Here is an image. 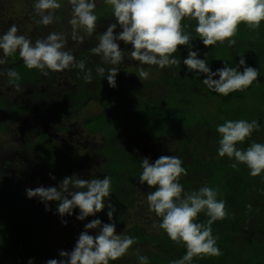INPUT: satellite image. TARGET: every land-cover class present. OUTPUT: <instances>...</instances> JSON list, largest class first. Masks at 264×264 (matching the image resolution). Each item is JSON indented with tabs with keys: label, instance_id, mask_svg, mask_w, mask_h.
<instances>
[{
	"label": "trees",
	"instance_id": "1",
	"mask_svg": "<svg viewBox=\"0 0 264 264\" xmlns=\"http://www.w3.org/2000/svg\"><path fill=\"white\" fill-rule=\"evenodd\" d=\"M62 9H56L54 13L57 10L60 13ZM95 13L97 19L114 18L111 6L102 0L96 5ZM195 24V20L181 21L184 31L191 36L192 50H199L200 58H205L213 70L222 67L223 60L229 66H235L240 56H244L247 66L258 69L257 80L245 90L234 91L228 96L212 92L202 83L204 74L194 76L193 72L187 71L182 61L189 49L178 45L173 55L181 63L165 68L156 66L159 72L153 83L142 85L136 83L135 78L132 81V77H121L117 72L116 86L109 87L106 78L96 75L95 68L103 66L106 75L107 69L113 66L90 51L95 47L90 40L84 47L75 48V58L84 60L85 68L93 70L92 81L86 83L77 68L67 70L75 78H71V87L75 91L72 95L73 112L94 96L101 99L103 109L100 114L84 122L87 129L103 134V143L95 153L102 156L101 161L79 171L71 155L64 150L49 144L33 147L39 153L37 161L40 165L44 163L42 158L52 165L37 170L32 166L33 174L52 169L51 175L55 179L50 178L48 172L36 177L43 179L40 183L45 187L58 186L63 171H67L70 177L76 175L84 180L103 178L104 175L111 178L109 200L115 207L112 220L109 221L106 215L107 207L88 217L122 226L127 235L134 237V243L122 257L110 261V264H138L139 255L147 256L149 264H169L186 251L183 244L173 242L162 229L153 227V222L158 223L160 218L149 211L146 195L156 186L139 183L140 159L148 157L151 163L162 155H173L182 160L186 174L180 176L179 182L185 191L206 184L218 192V199L225 202L226 216L211 225L212 234L218 237L221 254L193 257L191 264H264V171L251 176L244 164L233 167L234 160L226 155L218 156L219 134L216 132V126L225 120L255 119L260 125L259 130H254L237 146L243 149L253 142L264 143V21L257 29L240 23L234 36L236 43L231 47L227 41L217 42L214 46L203 45L194 31ZM128 61L133 59L128 58ZM5 64L19 74V79L11 82L14 85H32L40 75L39 70L28 69L23 64L18 52L6 57ZM52 73L54 78L57 72ZM69 92L66 94L71 96ZM0 107H7L12 114L19 110L5 102H0ZM63 109H57L56 116L64 114ZM121 130L124 137L119 138L117 135ZM141 136L151 140L148 141L150 150L141 148ZM26 204L19 195L5 190L0 184V264H27L29 258H33L34 264H45L47 259H60L59 251H71L75 244V241L57 235L52 237L50 230L58 232L57 223L47 221L42 212L32 210L33 207ZM72 217L76 218V214ZM195 219L204 223L208 217L201 212Z\"/></svg>",
	"mask_w": 264,
	"mask_h": 264
},
{
	"label": "clouds",
	"instance_id": "2",
	"mask_svg": "<svg viewBox=\"0 0 264 264\" xmlns=\"http://www.w3.org/2000/svg\"><path fill=\"white\" fill-rule=\"evenodd\" d=\"M111 6L114 22L108 23L106 29L98 34V40L91 52L101 61L113 67L107 69L97 65V76L107 79L109 87L116 86L118 67L124 59L120 42L130 44L129 55L138 61V77L142 81L149 77L143 65H155L158 68L176 66L181 63L173 53L178 45L188 47V54L183 58V65L194 76L204 74L202 83L217 94L228 96L234 91H243L257 80V68L247 66L244 56H240L235 66L222 61L223 66L213 70L205 58H200L199 50H192L191 36L184 31L182 19L195 20L194 31L205 46H214L227 41L229 47L236 43L234 36L237 26L244 23L251 29H257L264 21V0H103ZM71 6L68 24L71 26L70 39L77 45L83 44L86 36L96 29V0H67ZM59 0H35L33 12L39 16L36 23L50 25L54 20V10L59 9ZM184 27H187L185 25ZM119 28L120 31H114ZM69 37L64 32H49L42 39L34 42L23 34H18L15 24L0 33V65L5 58L18 52L23 64L28 69H37L44 76L49 70L61 72L69 68H77L83 73V80L89 83L93 79V70L85 68L84 60H77L72 49L67 47ZM206 55V53H205ZM204 55V56H205ZM243 69L242 71L240 69ZM4 70L0 69V75ZM9 83L19 79L14 69H7ZM18 89L19 85H15ZM257 120L246 119L225 120L216 126L219 134L217 154L234 160L249 169V175L257 176L264 171V143L253 142L246 148L238 147L250 137L254 130H259ZM142 169L138 176L140 184L156 186L146 195L150 212L159 217L153 227L162 229L168 238L177 244H183L186 251L178 259L169 264H191L193 257L218 256L217 236L212 234L213 222L226 216L225 202L218 199V192L206 184L185 191L179 178L186 174L182 160L177 156H159L153 162L148 157L140 159ZM50 178L55 179L49 174ZM111 178L81 179L76 175L64 177L58 186L43 185L26 188L27 198H38L49 211L50 201L56 204V213L60 217L71 216L78 208L77 220L94 216L107 207L106 215L112 220L115 207L110 197ZM250 207V205H249ZM203 212L208 219L204 223L196 221ZM67 223L66 220L61 221ZM96 230L95 235L88 230ZM134 243V237L116 232L114 223H102L97 217L84 224L71 251L60 250V259L51 258L45 264H110L122 257ZM138 264H149L144 255L137 257ZM27 264H34L33 258Z\"/></svg>",
	"mask_w": 264,
	"mask_h": 264
},
{
	"label": "rangeland",
	"instance_id": "3",
	"mask_svg": "<svg viewBox=\"0 0 264 264\" xmlns=\"http://www.w3.org/2000/svg\"><path fill=\"white\" fill-rule=\"evenodd\" d=\"M32 1L34 0H0V33L5 32L10 25L15 24L18 34H23L34 42L47 36L49 32H64L69 37L67 47L72 49L74 56H76V47H84L90 40L93 41L92 45L95 44L96 46L98 34L106 29L108 23L114 22V18L109 20L97 19L95 32L86 36L83 44L77 45L70 39L71 26L68 24V20L71 16V6L67 0H61L60 8L63 9L60 13L58 10L57 13H54L53 23L47 26L36 23L39 16L33 12L34 3L32 4ZM100 1L96 0V5ZM114 31L118 32L120 29L117 28ZM120 47L123 49L124 59L117 65L119 76L132 77V81L135 78L136 83L142 85L149 82L153 83L157 78L159 69L155 65H143L142 67L149 72V77L141 81L138 77L139 68L137 65L139 62L135 64L134 60L128 61V58L131 59L129 55L131 45H125L121 41ZM0 69L4 70V74L0 75V102L15 105L19 109L16 114H12L7 110V107H0V184L5 187V190H10L19 195L23 202L26 201V205L30 208L33 207L32 210L35 208L38 212H42L47 221L51 220L57 223L58 232L50 230L52 237L57 235L58 238L76 242L80 232L84 231V224L91 221L93 217H85L83 221L77 220L72 215H65L62 218L58 216V213L56 214L58 202L55 201L48 202L50 210L45 211L44 204L38 198L26 197L25 189L43 185L40 183L43 179L36 177L40 173L44 175L47 172L49 174L52 172V169L49 168L47 171H43L44 174L42 172L33 174L32 166H36V170L41 166L44 168L52 166L50 163V165L46 163L43 158L44 163L42 165L38 163L37 157L39 158V155L37 156V154L39 153L33 149L35 145L45 147L49 144L48 146L64 150L69 156L71 155L70 157L73 158V162L79 171L85 167L94 166L99 160L101 161L102 156H97L95 153L103 143V134L100 131L87 129L84 124L87 118L100 114L103 109L101 99L94 96L87 100L80 109L73 112L74 99L72 95L75 94V91L74 87H71V82L75 78L67 69L61 71L62 74L57 72L54 78L51 70L47 76L39 71L40 75L32 85H22L18 89L14 84L9 83L6 75L9 66L0 65ZM66 92H69L71 96ZM62 108H65L63 109L64 114L56 116L57 109ZM121 132L123 131L121 130L117 137H124ZM142 136L141 148L149 149L151 144L148 141L151 140ZM136 138L139 139L138 136ZM144 142L148 143L144 144ZM94 160L95 163L93 164ZM62 176L63 178L70 177L67 171H63ZM34 199L35 203L33 202ZM36 199L38 200L36 201ZM78 212V208L73 210V214L77 215ZM62 219L66 220L67 223H62ZM95 231L88 230L89 234L92 235H95ZM116 232L126 234L122 226H116ZM137 253L139 254V252Z\"/></svg>",
	"mask_w": 264,
	"mask_h": 264
}]
</instances>
